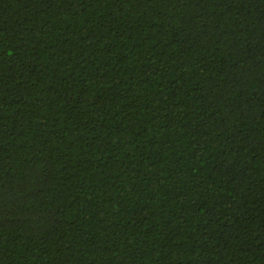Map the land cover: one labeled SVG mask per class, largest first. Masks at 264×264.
I'll return each mask as SVG.
<instances>
[{"label": "trees", "instance_id": "trees-1", "mask_svg": "<svg viewBox=\"0 0 264 264\" xmlns=\"http://www.w3.org/2000/svg\"><path fill=\"white\" fill-rule=\"evenodd\" d=\"M0 264H264V0H0Z\"/></svg>", "mask_w": 264, "mask_h": 264}]
</instances>
